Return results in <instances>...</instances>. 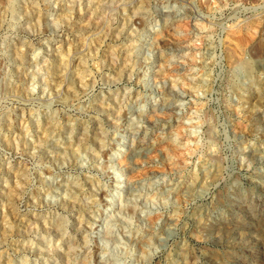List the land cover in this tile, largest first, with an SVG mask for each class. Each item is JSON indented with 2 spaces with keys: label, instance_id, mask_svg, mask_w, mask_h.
Wrapping results in <instances>:
<instances>
[{
  "label": "clouds",
  "instance_id": "obj_1",
  "mask_svg": "<svg viewBox=\"0 0 264 264\" xmlns=\"http://www.w3.org/2000/svg\"><path fill=\"white\" fill-rule=\"evenodd\" d=\"M0 264H264V0H0Z\"/></svg>",
  "mask_w": 264,
  "mask_h": 264
}]
</instances>
